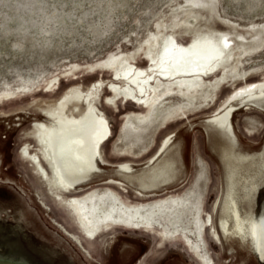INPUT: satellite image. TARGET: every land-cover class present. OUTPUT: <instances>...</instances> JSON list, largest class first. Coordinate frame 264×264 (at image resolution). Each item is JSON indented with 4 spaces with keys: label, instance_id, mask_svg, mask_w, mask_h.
<instances>
[{
    "label": "rangeland",
    "instance_id": "rangeland-1",
    "mask_svg": "<svg viewBox=\"0 0 264 264\" xmlns=\"http://www.w3.org/2000/svg\"><path fill=\"white\" fill-rule=\"evenodd\" d=\"M255 2L0 0V264H264L235 243L229 255L213 237L222 171L205 129L237 91L264 82V0ZM200 33L226 35L230 48L196 86L153 76L146 103L116 91L128 87L115 74L124 61L151 76L150 59L166 34L188 45ZM76 91L93 99L66 105L62 116L80 118L91 108L104 119L106 162L143 165L175 133L185 141L183 181L143 198L97 179L89 185H102L76 193L55 186L33 121L48 122L43 114ZM161 104L167 111L155 117ZM231 120L241 150L264 144L263 109L238 106ZM128 121L136 129L123 133ZM198 194L196 217L188 197ZM144 209L152 219H129ZM254 213L264 214V184ZM158 218H172L173 227Z\"/></svg>",
    "mask_w": 264,
    "mask_h": 264
},
{
    "label": "bare ground",
    "instance_id": "bare-ground-1",
    "mask_svg": "<svg viewBox=\"0 0 264 264\" xmlns=\"http://www.w3.org/2000/svg\"><path fill=\"white\" fill-rule=\"evenodd\" d=\"M260 4V0H257L254 6ZM229 46L230 42L226 35L213 37L211 34L200 33L194 35L190 44L180 45L174 35L166 34L162 38L155 56L150 59L153 66L150 69H153V74L149 76L145 70L136 69L124 61L117 68L115 74L119 78L126 79L128 87L120 91L116 86V91L146 103L147 94L152 88L150 80L153 76L157 77L156 80L172 79L169 82L192 88L200 80H203V75L212 73L224 61V55L228 53ZM225 51L227 52L224 53ZM92 97L90 92L83 99L90 103ZM80 100L81 94L76 91L69 95L68 100L64 102L66 105H73ZM61 101L58 103V110H56L58 115H53L52 121L50 119L48 122L33 121V123L43 121L47 126L51 125L46 141L48 147L51 145V148H54L60 143L64 145L62 150L64 154L57 161L58 167H55V162L50 157L48 158L52 168L53 179L51 182L58 188L79 191L91 186L102 185L96 184L97 182L89 185L97 179V181L102 180L106 184L130 187L143 198L172 188L185 178L183 155L185 141L182 142L175 133L167 135L159 149L143 165L128 162L111 164L106 162L102 154L99 153L101 143L110 135V129L104 119L91 108L87 112L98 121L91 120L88 125L85 122V116L80 118L63 117V112L59 110ZM235 102L236 105H234ZM249 105L264 110V82L246 86L237 91L206 121L205 129L209 149L217 157L222 171V191L216 202L213 233L229 255L233 254V244L235 243L241 248L253 252L257 259L262 260L264 259V214L256 215L254 206L256 192L259 186L264 184V144L258 150H241L240 141L231 120L232 114L238 106L249 108ZM166 109V104L157 106L153 110L155 117L163 115L167 111ZM76 122L78 125H73ZM134 126V123L128 121L123 133L130 132L129 127L133 129ZM86 130H88L87 134H80ZM41 137L42 133L40 132V140L46 145ZM73 139L77 141H73ZM43 144L41 145L43 146ZM81 144L84 147H81ZM47 146H44V150L48 154ZM85 147H88L89 150ZM87 151L90 152L91 157ZM104 166H108V171L103 170ZM152 216L153 213L149 209H144L130 211L128 217L130 220H135L145 217L152 219ZM155 221L165 228L173 227L172 218L166 220L158 218ZM178 222H182L181 218H178Z\"/></svg>",
    "mask_w": 264,
    "mask_h": 264
},
{
    "label": "flooded vegetation",
    "instance_id": "flooded-vegetation-1",
    "mask_svg": "<svg viewBox=\"0 0 264 264\" xmlns=\"http://www.w3.org/2000/svg\"><path fill=\"white\" fill-rule=\"evenodd\" d=\"M79 93L81 94V100L79 101V102H85V100L83 99L84 98V95H83V93L82 92H80L79 91ZM79 102H76L75 103V105H77V104H79ZM64 107H66V104L65 103H61V105H60V109L59 110H61V111H63V109H64ZM85 108H86V105H85ZM55 110V109H54ZM56 110H58V109H56ZM56 110L55 111H48V112H46L44 115L48 118V119H50L51 121H52V119L54 118L53 117V115H58V111L56 112ZM84 111V113H83V115L81 116V117H83V116H85V122H86V124L88 125L90 122H91V120H93L94 122H96V121H98V119H96L94 116H92L91 114H89V113H87V111H85V109L83 110ZM49 112H51V113H49ZM56 118V117H55ZM61 118V117H60ZM35 123V122H34ZM103 123V122H102ZM72 124V123H71ZM85 124V125H86ZM36 127H40L41 126V133H42V137H41V139L43 140V141H45V143H46V141L48 140V136H47V134L49 133V129H50V127H51V125H49V126H47V124L45 123V122H41V121H37L36 122ZM42 125H44V126H42ZM46 125V126H45ZM73 125H78V123L76 122V123H73ZM39 129V128H38ZM38 129L35 131V137H36V140H37V142L40 144V146H41V151H43V153L45 154L46 153V151L44 150V147L41 145V143H40V141H39V137H38ZM89 129V128H88ZM88 130H86L85 132H80V134H87L88 132H87ZM103 137V136H102ZM101 137V138H102ZM77 138H82V137H77ZM73 141H77L76 139H73ZM99 142V141H98ZM48 143V142H47ZM47 143H46V145L45 146H47ZM81 147H84V146H82V144L80 145ZM68 147V146H67ZM85 148H87V150H89L88 149V147H85ZM64 149V145H62L61 143L59 144V146H56V147H54V148H51V145H49V147L47 146V150H48V154L46 153L45 155L48 157V155H49V157H50V159L51 160H53L54 162H55V167H58L57 165V161L60 159V157L64 154V152H62V150ZM84 151L86 152V150L84 149ZM87 153L89 154V156L91 157V154H90V152H88L87 151ZM46 157V158H47ZM49 164V166H50V163H48ZM51 167V166H50ZM51 170H52V168H51ZM200 196H201V194H198V195H196V196H194V195H192L191 197H188L189 199L188 200H190V202L192 203V205H193V207L195 208V212H196V217H198V209H199V201H200ZM196 220H198L197 218H196ZM210 223L212 224V229L214 228V220H213V215L211 214V216H210ZM213 237H214V239L217 241V239L215 238V236H214V233H213Z\"/></svg>",
    "mask_w": 264,
    "mask_h": 264
},
{
    "label": "water",
    "instance_id": "water-1",
    "mask_svg": "<svg viewBox=\"0 0 264 264\" xmlns=\"http://www.w3.org/2000/svg\"><path fill=\"white\" fill-rule=\"evenodd\" d=\"M76 192H78V191H74L73 193H76Z\"/></svg>",
    "mask_w": 264,
    "mask_h": 264
}]
</instances>
